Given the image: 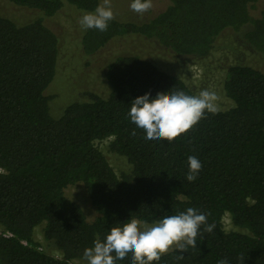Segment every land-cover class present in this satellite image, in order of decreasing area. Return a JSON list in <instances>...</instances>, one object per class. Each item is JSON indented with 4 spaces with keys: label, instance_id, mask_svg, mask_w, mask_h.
<instances>
[{
    "label": "trees",
    "instance_id": "obj_1",
    "mask_svg": "<svg viewBox=\"0 0 264 264\" xmlns=\"http://www.w3.org/2000/svg\"><path fill=\"white\" fill-rule=\"evenodd\" d=\"M9 1L41 15L17 22L0 13V264H71L83 259L97 233L103 240L132 218L156 223L189 207L209 214L215 229L198 238L196 248L170 250L154 264H217L221 258L264 264V72L249 63L228 64L223 89L232 105L206 114L170 143L145 139L128 116L130 103L146 92L194 93L181 77L137 53H118L106 63L105 96L87 91L86 99L53 117L44 90L56 70L57 36L43 15L65 3L93 11L98 0ZM257 1L170 0L145 21L115 18L106 31L84 29L80 43L93 54L114 37L138 35L196 60L223 30L248 24L244 40L262 53L264 11L249 13ZM108 137L109 149L131 164L129 172L116 173L96 146ZM188 156L203 165L194 182L186 180ZM76 183L85 188L92 219L65 193ZM37 226L42 240L35 237ZM179 254L184 259L177 261ZM116 264H131V254Z\"/></svg>",
    "mask_w": 264,
    "mask_h": 264
},
{
    "label": "rangeland",
    "instance_id": "obj_2",
    "mask_svg": "<svg viewBox=\"0 0 264 264\" xmlns=\"http://www.w3.org/2000/svg\"><path fill=\"white\" fill-rule=\"evenodd\" d=\"M131 2L132 0H111L115 18L145 21L163 10L170 0H152L153 7L143 16L130 9ZM98 3H102V0H98ZM262 11H264V0H258L249 7V13L253 17L260 16ZM85 12L91 11L80 10L65 3L54 15H43L44 23L57 36L56 70L52 81L44 90V93L50 95L49 111L53 117H58L68 103L86 99L87 91L105 96L109 90L104 74L105 65L111 57L122 52L137 53L151 60L161 69L181 77L194 95H198L202 89L215 91L219 96L220 109H226L233 103L223 89L228 64L249 63L264 72V52L253 51L244 40V32L249 28L248 24L237 29L223 30L215 38L210 52L196 60L175 56L161 50L152 41L138 35L114 37L95 53L86 54L80 43L84 29L79 23ZM0 13L17 22L41 15L35 9L15 5L9 0H0ZM111 139L112 137L96 140L95 144L104 153L116 173L129 172L131 164L126 157L109 149L108 144ZM65 193L83 207L88 219L94 217L95 212L81 183L68 186ZM147 224L151 226L155 223ZM223 224L225 229L232 228L227 214L223 216ZM35 237L37 240H42L39 226L35 228ZM48 250L57 253L53 248ZM70 263L87 264L84 258L71 260Z\"/></svg>",
    "mask_w": 264,
    "mask_h": 264
},
{
    "label": "clouds",
    "instance_id": "obj_3",
    "mask_svg": "<svg viewBox=\"0 0 264 264\" xmlns=\"http://www.w3.org/2000/svg\"><path fill=\"white\" fill-rule=\"evenodd\" d=\"M153 7L152 0H132L130 9L143 16ZM115 19L111 0H102L94 11L85 12L80 18L83 29H108ZM219 96L209 89L200 90L198 95L184 92H158L152 97L150 92L132 100L128 116L137 128L143 129L147 140H166L169 143L182 134H186L206 114H218ZM131 135L135 136V129ZM188 182H194L203 165L196 156H188ZM196 208L189 207L176 215L163 217L149 226L146 222L132 218L123 225H116L101 240L96 234L93 246L83 251L87 264H116L131 254V264H154L170 250L179 253L188 252L197 247V239H204L205 233H212L215 223H208L207 216ZM244 255L239 259L243 262ZM184 259L182 254L175 257ZM217 264H229L227 258H221Z\"/></svg>",
    "mask_w": 264,
    "mask_h": 264
},
{
    "label": "built area",
    "instance_id": "obj_4",
    "mask_svg": "<svg viewBox=\"0 0 264 264\" xmlns=\"http://www.w3.org/2000/svg\"><path fill=\"white\" fill-rule=\"evenodd\" d=\"M2 235H4V236H11L12 233L9 232V231H3V232H2Z\"/></svg>",
    "mask_w": 264,
    "mask_h": 264
}]
</instances>
